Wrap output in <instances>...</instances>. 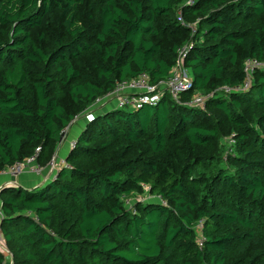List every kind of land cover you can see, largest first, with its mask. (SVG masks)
Listing matches in <instances>:
<instances>
[{"label": "trees", "instance_id": "1", "mask_svg": "<svg viewBox=\"0 0 264 264\" xmlns=\"http://www.w3.org/2000/svg\"><path fill=\"white\" fill-rule=\"evenodd\" d=\"M187 45L178 101L93 113L51 181L0 189L13 264H264V67L222 91L264 64V0H0V172L37 148L48 166L78 115Z\"/></svg>", "mask_w": 264, "mask_h": 264}, {"label": "built area", "instance_id": "2", "mask_svg": "<svg viewBox=\"0 0 264 264\" xmlns=\"http://www.w3.org/2000/svg\"><path fill=\"white\" fill-rule=\"evenodd\" d=\"M181 19L182 18L180 16L179 20L182 21ZM192 31L194 33L196 32V28L194 26L192 27ZM188 48L189 45L183 47L179 51L177 65L169 75V77L165 80L159 82L158 84H152L149 74L142 73L135 78L117 83L114 91H112L105 97L98 99L94 105L99 106L100 104L110 103L112 100H114L115 106L118 108H135L145 102H157L158 98L164 93H169L173 99L178 101L181 95L190 90L192 87L191 75L183 65L188 54ZM262 67H264V64L262 62L253 59L247 60L245 63L247 80L245 81L244 85L236 87L234 89L231 87H223V93L230 94L233 90H248L252 85V77L254 72ZM210 96L211 95H198L193 99L192 104L204 107L207 99ZM74 145L75 142H71V147H73ZM39 154L40 148H37L33 156L29 157L23 162H17L15 165L8 168L7 172H9L13 176H18L25 172L40 175L43 172L44 167L38 162ZM62 162L64 167H68L66 160ZM57 163L58 159L57 161L53 159L49 165L50 167L55 168L57 166ZM158 200L162 201V198L158 196ZM1 216L2 212L0 210V218ZM0 249L4 253V260L2 264H12L13 254L6 248V243L2 234L1 227Z\"/></svg>", "mask_w": 264, "mask_h": 264}, {"label": "rangeland", "instance_id": "3", "mask_svg": "<svg viewBox=\"0 0 264 264\" xmlns=\"http://www.w3.org/2000/svg\"><path fill=\"white\" fill-rule=\"evenodd\" d=\"M183 65L186 68V70L188 71V73H190L188 68L186 67L185 63ZM114 106H115V101L112 100L110 103L100 104L99 106H95V105L93 106L92 105L87 110H85L83 113L78 115L72 121V123L65 129V131L63 133L64 134L63 140L60 141L56 145L55 150H54V154L52 156V160L55 159V161H57V159L59 157V154H58L59 147H61L62 143L70 142L71 140H73L72 139L73 137L75 138L78 135V134L74 135L76 132H78L76 130V127L82 128V130H83L85 128V126L87 125V123L89 122L90 118L93 117L92 116V115H94L93 113H95V115H99L100 113H105L107 109H109L110 107H114ZM217 115L219 116V118L222 117L221 114H219L218 112H217ZM221 132H222V135L217 140L216 145H215V147H216L215 151H218V154H217L218 159H217L216 163L219 166L226 167L227 166V161L225 160V156L227 154V151H229V153H231V154H235L236 153V152H234L235 143L236 142L234 140V137H233L232 133H229V131H227V130H222ZM139 198H140L141 201H147L149 199H155V197L150 195L149 193H146V195H144L143 197H139ZM131 202H132L131 200H128V204H131ZM202 225H203L202 222H198L197 225H196V228H197L198 233L200 235H201ZM6 248L10 252L12 251V248L8 244H6ZM11 253H13V252H11ZM12 264H13V261H12Z\"/></svg>", "mask_w": 264, "mask_h": 264}, {"label": "crops", "instance_id": "4", "mask_svg": "<svg viewBox=\"0 0 264 264\" xmlns=\"http://www.w3.org/2000/svg\"><path fill=\"white\" fill-rule=\"evenodd\" d=\"M76 130L78 132H76L74 135H78L75 138L73 137V140H71L70 142L62 143L61 147H59L58 163L55 168L50 167V165L43 166L44 170L40 175L25 172L18 176H13L9 172H7V170L2 171L0 172V189L4 186H21L25 189H33L51 181L57 175L59 170L64 167L62 161L65 160L67 154L71 149V142L76 140L79 134L82 132V128L76 127Z\"/></svg>", "mask_w": 264, "mask_h": 264}, {"label": "water", "instance_id": "5", "mask_svg": "<svg viewBox=\"0 0 264 264\" xmlns=\"http://www.w3.org/2000/svg\"><path fill=\"white\" fill-rule=\"evenodd\" d=\"M64 134H62L61 140H63Z\"/></svg>", "mask_w": 264, "mask_h": 264}]
</instances>
